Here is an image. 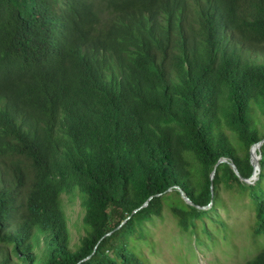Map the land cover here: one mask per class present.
<instances>
[{"label": "trees", "instance_id": "1", "mask_svg": "<svg viewBox=\"0 0 264 264\" xmlns=\"http://www.w3.org/2000/svg\"><path fill=\"white\" fill-rule=\"evenodd\" d=\"M184 4L0 0V264H151L149 223L197 240L224 193L264 236V141L230 165L264 139V0Z\"/></svg>", "mask_w": 264, "mask_h": 264}, {"label": "rangeland", "instance_id": "2", "mask_svg": "<svg viewBox=\"0 0 264 264\" xmlns=\"http://www.w3.org/2000/svg\"><path fill=\"white\" fill-rule=\"evenodd\" d=\"M258 175V174H257ZM228 208L217 209L226 226L211 227L207 232L195 234L181 232L175 219L165 210L162 218L147 225L153 244L152 253L143 247L151 264H244L264 247V236L258 243L252 238L254 208L247 196L242 198L223 194ZM69 215L71 238L78 243L89 234L90 227L82 221L78 197L69 200L64 196Z\"/></svg>", "mask_w": 264, "mask_h": 264}, {"label": "water", "instance_id": "3", "mask_svg": "<svg viewBox=\"0 0 264 264\" xmlns=\"http://www.w3.org/2000/svg\"><path fill=\"white\" fill-rule=\"evenodd\" d=\"M264 141V139L260 140L259 142H256L254 144L251 145L250 147V159H251V162L253 164V167H254V170L252 172V174L248 177V178H243L237 167L235 166V164L233 162L230 161V165L233 169V171L235 172V174L244 182L246 183H253L257 178H258V175L255 177L254 174H255V168H258V170H260V165H259V158H260V154H259V150H260V146H261V143ZM256 146L257 147V151H253V147ZM227 158H221L218 162H221V161H226ZM214 174V171L212 172L211 176H213ZM181 195L183 197L184 200H186L188 203L192 204V202L189 200V198L187 197V195L184 193V192H181ZM147 202H144L143 205H146Z\"/></svg>", "mask_w": 264, "mask_h": 264}, {"label": "clouds", "instance_id": "4", "mask_svg": "<svg viewBox=\"0 0 264 264\" xmlns=\"http://www.w3.org/2000/svg\"><path fill=\"white\" fill-rule=\"evenodd\" d=\"M177 3H178V5H179L181 8L186 9L185 4H184V0H177Z\"/></svg>", "mask_w": 264, "mask_h": 264}, {"label": "bare ground", "instance_id": "5", "mask_svg": "<svg viewBox=\"0 0 264 264\" xmlns=\"http://www.w3.org/2000/svg\"><path fill=\"white\" fill-rule=\"evenodd\" d=\"M253 151H255V152L257 151L256 146L253 147ZM258 172H259L258 168H255V174H254L255 177L257 176Z\"/></svg>", "mask_w": 264, "mask_h": 264}]
</instances>
